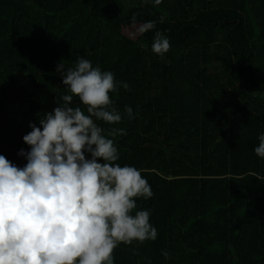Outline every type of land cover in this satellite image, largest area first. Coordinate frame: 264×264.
<instances>
[{
    "label": "trees",
    "instance_id": "16d2710c",
    "mask_svg": "<svg viewBox=\"0 0 264 264\" xmlns=\"http://www.w3.org/2000/svg\"><path fill=\"white\" fill-rule=\"evenodd\" d=\"M133 15L169 37L164 57ZM79 57L129 84L111 98L135 119L99 123L126 130L118 163L154 193L137 210L158 238L120 244L115 264H264V0H0V155L26 164L29 123L66 91L57 64Z\"/></svg>",
    "mask_w": 264,
    "mask_h": 264
},
{
    "label": "clouds",
    "instance_id": "9594fccd",
    "mask_svg": "<svg viewBox=\"0 0 264 264\" xmlns=\"http://www.w3.org/2000/svg\"><path fill=\"white\" fill-rule=\"evenodd\" d=\"M156 25L130 18L136 34L155 33L152 51L164 57L171 42ZM56 72L66 91L59 106L36 114L39 126L29 123L31 131L22 137L29 149L18 152L26 164L0 155V264H115L120 244L158 238L151 209L137 210L138 198L154 195L144 170L118 163L115 137L126 130L106 131L99 123L135 119L131 106L121 112L111 98L121 86L130 90L129 84L84 57L67 69L61 61ZM74 97L86 110L73 106ZM258 141L253 150L264 159V133ZM162 255L169 258L167 251Z\"/></svg>",
    "mask_w": 264,
    "mask_h": 264
}]
</instances>
